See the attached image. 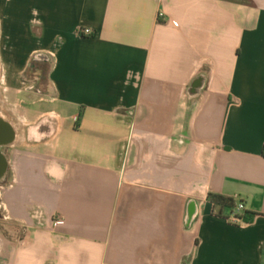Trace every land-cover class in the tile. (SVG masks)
<instances>
[{"label": "crops", "instance_id": "crops-1", "mask_svg": "<svg viewBox=\"0 0 264 264\" xmlns=\"http://www.w3.org/2000/svg\"><path fill=\"white\" fill-rule=\"evenodd\" d=\"M0 105V264H264V0H0Z\"/></svg>", "mask_w": 264, "mask_h": 264}, {"label": "water", "instance_id": "water-1", "mask_svg": "<svg viewBox=\"0 0 264 264\" xmlns=\"http://www.w3.org/2000/svg\"><path fill=\"white\" fill-rule=\"evenodd\" d=\"M35 59L43 60L48 59L44 54H38ZM202 83L199 79L195 80L191 86L190 92L196 93L201 88ZM17 138V130L15 126L6 118V116L0 112V146H11L15 143ZM6 163L4 154L0 152V177L5 175Z\"/></svg>", "mask_w": 264, "mask_h": 264}, {"label": "trees", "instance_id": "trees-1", "mask_svg": "<svg viewBox=\"0 0 264 264\" xmlns=\"http://www.w3.org/2000/svg\"><path fill=\"white\" fill-rule=\"evenodd\" d=\"M262 154L264 156V146H263V150H262ZM209 198L211 199V201L213 202L214 206L220 207L222 208H229V207H234L236 204V200L234 197L231 196H225L222 194H214V193H210L209 194ZM257 215L254 212L251 211H247L245 213V220L246 222H251L254 220V216Z\"/></svg>", "mask_w": 264, "mask_h": 264}, {"label": "built area", "instance_id": "built-area-1", "mask_svg": "<svg viewBox=\"0 0 264 264\" xmlns=\"http://www.w3.org/2000/svg\"><path fill=\"white\" fill-rule=\"evenodd\" d=\"M85 32L86 33H89L90 32V30L89 29H86L85 30ZM244 204L243 203H239L238 205H237V209H235V210H231L230 212H229V214H228V220H230L231 222H233V223H239V222H242L243 221V218H242V215L240 214L241 213V211L244 209ZM57 223H58V221L57 220H53V222H52V225L53 226H55V225H57Z\"/></svg>", "mask_w": 264, "mask_h": 264}, {"label": "flooded vegetation", "instance_id": "flooded-vegetation-1", "mask_svg": "<svg viewBox=\"0 0 264 264\" xmlns=\"http://www.w3.org/2000/svg\"><path fill=\"white\" fill-rule=\"evenodd\" d=\"M40 60L35 59L33 61V64L38 63ZM0 112H2L1 109V105H0ZM7 118V117H6ZM10 146H0V152H2V154H4V158H5V163H6V172L5 175L2 177H0V185L3 184L5 182V180L7 179L8 176V172H9V160H8V150H9Z\"/></svg>", "mask_w": 264, "mask_h": 264}, {"label": "rangeland", "instance_id": "rangeland-1", "mask_svg": "<svg viewBox=\"0 0 264 264\" xmlns=\"http://www.w3.org/2000/svg\"><path fill=\"white\" fill-rule=\"evenodd\" d=\"M237 205H238V203H236L234 207H232V208H231V207H229L228 209H229V210H231V209L235 210V209H237V208H236V207H237ZM229 212H230V211H229Z\"/></svg>", "mask_w": 264, "mask_h": 264}]
</instances>
